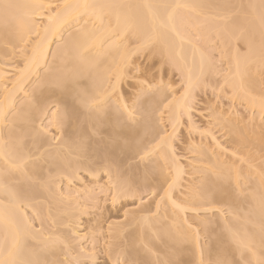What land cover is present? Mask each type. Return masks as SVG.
Masks as SVG:
<instances>
[{
  "label": "bare ground",
  "instance_id": "obj_1",
  "mask_svg": "<svg viewBox=\"0 0 264 264\" xmlns=\"http://www.w3.org/2000/svg\"><path fill=\"white\" fill-rule=\"evenodd\" d=\"M209 1L207 0L209 4L205 3V0L201 1V4L203 5L202 6L199 0H68L62 3L61 5H59L58 7L52 8L51 5L54 3L52 2V0H0V94H1L0 95V264H50V263L56 264V262H52V261L50 262L51 259L53 260L52 257H55L53 247H56V245L54 244L55 245L54 246L53 245L54 242L48 241V240L47 241L50 243L49 245H47L48 242L46 241V238H45L46 235L45 237H42L43 235L41 236V234L39 235L41 238H43L42 239L43 245L42 244H41L42 246L37 245L39 246L38 247L39 249L36 248L37 246L34 245L35 248L32 250L33 246L30 248L28 247L29 243L28 245H26V242H28L27 239L32 240V238L35 237L34 236L35 234L33 235L32 232L34 231L32 230L31 226H30L31 229H29L30 228L28 225L29 220L26 221V219L23 217L24 212H22L23 211L22 204L23 206L25 205L28 206V203H31V201H34L37 198V195L42 193L41 191H39L41 193L39 192L36 193V192H33V190L30 192L29 191L25 192V190L22 189L23 188L22 184L26 180H27L26 182L30 180V178L28 177H32L33 179H36L37 177L40 178L41 176L40 174L42 172V169L40 172L41 167L39 168V166H35L33 164V161L35 159L32 158L33 161L32 159H30V161H28L29 163L27 162V159L29 160V158L32 157L31 156L32 154H33V157H36L35 151H38L39 153L38 155H41L42 148L50 145L48 144L46 146L45 142L42 140L43 138H41L42 136H40V134L38 133L39 130L33 129L34 128L33 125L37 123L36 119L41 115L46 116V114L48 113V112L46 113V110H47L46 106H48L46 102L48 100L51 101L53 99L55 105H57L56 107L57 108L59 107L60 108L59 110H61L60 106H62L63 108L62 110L65 111V113H63L64 111L62 112L58 110L56 112H53L49 117L47 115V118L52 119V122L55 121V123L56 121H60L61 119L60 123L62 125H66L65 128L69 126L68 129H66V132L64 129H62L63 131L60 132L62 134L65 132L64 134H66V135H63L64 139H61V142L62 140L63 142L62 143L59 142V144L57 143L58 145H60L61 143L60 146L65 148L66 153H64V155L66 154L65 155L66 158L65 159L60 158V156H62L63 152L65 151L62 150L58 152V149L60 150V147H58V145H57L58 149H56L57 147H55V149L52 150L54 152L50 150H49L50 152H48L47 149L46 150L43 149V151L45 150V152L46 151L48 152V153H45V157L47 158L49 157L48 160L50 161L53 167L51 166V164L50 166L53 169L55 168L54 171L56 170V173L59 172V174H63L65 177H67V179L68 178L71 179V177L78 176L77 171L79 170V167H80L79 164L81 162H83L82 166L84 167V168L82 167L83 168L82 170L85 171V168H87L90 171L94 172V176L96 174L95 173L96 171H94V167H93L95 164H92L94 160L93 158L90 159L89 154L90 155L94 154V152H91V151H95V154H99V153L102 154V153L99 151H96L98 148L97 149L95 148V150L92 148L93 150L89 151L91 153L88 152L89 150V148H87L88 145L85 146L86 144L85 140L87 137H83V136H86V135L89 136L90 134L88 132L90 130L89 131L87 130L88 134L85 132L86 135H84V131L82 130V126L84 127V125H85L84 127L85 129L90 128L92 129L91 130L92 132H96L93 130H96L97 127L99 128L100 125L102 126V131L104 129L105 130L109 129L107 132L103 131V135H104V132L105 134L110 132L108 133L110 136L108 134L106 135L109 137V139L105 143L107 144L114 143V146H107L104 144L103 141L102 143L98 140L99 143H102L105 145L104 146L105 149H107L106 148L107 146L109 147L108 149L110 150L109 151L108 149L107 150L104 149V151H107V152H105V155L103 154L102 156L100 155L102 158L105 159L103 160L100 158L103 161L107 162L108 161L107 159H109V161H111L110 160L111 158L114 159L115 158L114 155L119 150L118 148L120 149L123 148L124 150L123 149L121 150L123 151V153L126 150L125 151L126 154L125 153L124 154L126 155L128 159L130 158L128 157L129 155L131 156L135 155L133 153H137L139 157L141 156V154L145 155V153L148 152V150L147 149L145 150V147L143 146H145L146 142L147 143L151 142V144L150 143L149 144L152 145L153 141L152 140L146 141L145 139L146 142L144 144L142 143V140H141L142 144L140 145L139 138L141 137L142 139L144 138L143 136L145 132L143 133V130L146 129L148 126H150L151 121L156 122L155 118L153 117L155 116L154 115L155 111H157L158 109L155 110L154 106H156L157 108V105H160L159 104L160 97L163 96L164 94L161 92L162 95L161 94L158 95L160 92L156 91L155 92L156 95L152 94L151 96V97L154 96L153 98L149 96L148 98H145L146 101L145 100L141 101L142 99L139 100L141 101L140 103L143 102L142 104L143 108H141V104L133 105V108L138 106L137 109L139 110L137 111L136 109V113L138 112L139 116L141 117L140 119L143 118L142 120L139 119L140 121L136 120L138 123L137 122L134 123L135 125L130 123L132 122V119H133L131 118L132 116H130L132 115L131 114L132 106L129 108L126 105L127 108L129 109L124 108L126 100L124 101L122 96H118L117 98L118 102L114 101L116 103L120 102L119 105L121 106V109H120V106L118 105L115 106L116 103L114 102H112L113 108L111 104H107L108 103L107 101L106 103L104 102V100L108 99L107 98V96L109 95L108 93L113 92L114 88L117 86L120 76H122L121 74L125 73V71H123V68L128 63V60L131 54L130 51L132 52V50L129 51V47H127L128 43L122 42V37L125 38L126 36H128L129 38L131 36L135 38L136 36V40H138V37H139L141 44L143 43L148 44L149 42H151L152 44H155L154 46L157 45L158 46L157 50L158 51L161 50L160 51L161 54L163 51L162 55H166V57L164 56L165 59L168 57V60L166 61L169 62L170 60V63L172 64L174 62L173 66L177 65L178 70L180 68L182 69V71L181 69L180 71L183 72L182 75H183V79L185 80L184 82L186 85L185 92L186 94H188L187 92H189L188 90L190 89V87H193L195 80H198L196 76L194 77V75L197 72H199V74L198 73L196 74L198 77L200 75V72L201 73L203 71L206 72L205 69L208 68V66L207 64L205 65V63L203 64V61L205 59L203 60L204 56H201L203 53L200 54L201 52L198 51L200 50V48H198L197 46L196 48H194L195 45L193 46V44H192V47L190 48L189 47L190 45H187V43L189 42L185 43V45L181 43V41H183L181 39L186 38V35L183 33L185 35L184 37L183 34L179 33L181 32L179 30L181 28L178 29V25H180L181 27V25L184 24L187 18L183 21H180V22H183L180 24L179 20L183 19L181 18L180 15L184 13L183 11L191 10V13L193 11V14H195L196 16H197V12L199 13L198 18H200V15L204 17L205 15L201 14L200 12L201 6L202 8L204 6L206 7L205 4H207V7L210 6L211 2ZM217 1L219 3V0ZM221 1H222L221 6L223 7L224 0H221ZM202 2H204L205 4ZM212 3L214 4L213 1ZM250 4H253L252 7L254 6V4H257V6H259L258 0H251L250 2H248L249 6L247 5L248 8L253 9L254 11L258 9L255 5L256 7L255 8L256 10H255L254 7L252 8ZM213 6L214 5H212V7ZM209 8L210 7H208V9ZM197 9L200 11H198ZM253 10L250 11V14L254 12ZM195 11L197 12L194 13ZM189 13L190 12H188V14ZM260 13L262 14L263 12H260ZM178 15L180 16V18L177 21L179 23H177L176 25V19L178 18ZM253 15H255L254 18L257 16L256 18L258 19L259 15L254 12V14H252L250 18L253 21L250 20V22H248L249 18L247 19V21L245 19H242L243 21L240 19V22L238 21L240 25L238 24L236 25L237 22L236 23L233 22L234 25H232L231 23L232 29L229 26L230 24L228 25L231 31L230 32L231 34H229V30L228 32L226 31L228 33L226 39L229 38L230 35L233 37V35H235L236 33L235 31L239 29L241 30L242 28V30H244V27L247 25V27H245L246 34L245 35L244 33L240 34V35H243L240 38L244 39L242 40V42L243 41L245 42L246 45L245 44L244 45L247 48L246 50L248 51V52H245L244 54L246 53L248 54H246V56L242 54L241 56L239 55V57L238 56L235 57L236 54L232 55L234 58L231 57L232 59L231 63L233 62V65L232 64L231 65H232V68L234 67V69H231V71L233 70V72L232 74H229V75H232V77L228 75L230 80L228 78L227 80L225 78V80H226V84H228L231 88L229 86L228 87L230 89H233V92L237 93V90H239L238 94L239 93L241 94V96L239 97L251 98L252 100L250 101H249V98L248 100L245 98L246 102L249 101L251 103V107L255 108L258 111L260 110L259 112L264 113V99H262L264 98L262 97L264 95L261 92H259V90H257L258 87L257 88L253 87L255 85V82H257L256 80L257 75L255 74L257 72L255 71L257 69L256 66L263 64V57L261 59L260 51L264 50V26H263L264 24L263 25L262 23L260 24V21H258L256 18H255L256 20L253 19ZM263 15L264 14H262V19H263ZM35 18L44 19L43 20L44 24H42L43 26L41 25L42 27L35 24L34 22ZM262 19L260 18V20L264 22V20ZM192 21H187V23L189 22V24L186 23V25H183V26L187 27L188 25L189 28L190 26L191 28H195V27H192V25H195L197 21L196 23H193L194 21L193 22ZM203 21H205L204 23H206V20H203ZM199 22L201 23L202 21H199ZM207 22H209L208 18H207ZM243 22L244 23L247 22V24H244ZM249 23L251 24L249 25ZM233 26H236V29L233 28ZM72 28L76 30L73 31ZM36 33L38 34L37 38L34 42L31 43L29 51L27 53L24 51L22 52L23 56L25 57L22 67L20 69H16L12 77L10 78L6 77L7 71L4 69V67H7L8 65L6 64L7 63L6 61H3V59H5L4 55H6L8 51L5 50L4 47L7 46V48L9 47V48L14 49V47H16L17 44H20V43L22 44V42H25L26 40H28L29 39L28 37L30 36V34H36ZM120 37H121V40L119 39ZM128 38L126 37V39ZM187 39L188 38L184 40H187ZM117 40H120L123 44L119 43V41ZM56 42H58L59 45L53 48L54 52H52V55H50L53 59L51 58V60H49V62L47 63L49 51L52 45L55 44ZM186 47L188 50H186ZM263 53H262V56H264ZM250 64H253V66ZM42 68H44L45 71H43V73H40V70ZM111 75L114 78V81L112 80L113 83H109L111 82L110 81ZM32 77H36L35 87L32 86V88L29 87L27 90H25V86L30 83V80ZM7 81H9L8 86L6 85ZM108 84H111V85L109 86ZM252 88L253 89L256 88V89L253 90ZM252 90L253 91L257 90L258 91L257 96L261 95L260 98L255 96L256 92H253ZM252 92L255 95L252 94ZM19 93H22L25 101L23 102L20 101L19 103H16V97L19 95ZM190 93H189V96H190ZM249 93L253 95L254 99L256 97V100H254L253 97H251L252 95ZM243 94L246 96H244ZM165 98H161L160 100L161 104L162 102H164ZM166 99H165L166 102L170 100L168 101L169 104L168 102L167 104L166 102H164L162 104L163 107L164 106L167 108L170 107L172 110L170 108L169 110L172 114L173 113L177 114L178 113L176 112L177 110H179L180 108H184L183 110L185 111V114L187 117V113L189 110L187 109V105H186L187 103L181 102V98H180V101L179 99L172 101L171 99H169V97L167 100ZM144 101H145V104H144ZM249 102L248 104L250 106ZM104 105L106 107H104ZM117 106L119 107V111H118ZM88 109L91 110V112L89 115L90 117L89 125H87L88 128H86V124H88L87 121L83 123V125L78 123L77 121L78 117L76 113L79 112L78 116H80L81 115L80 110L85 111L84 117L86 118L85 120H87L88 115L86 116L85 114H87L86 110ZM122 109L123 111L124 110L126 111L122 112ZM173 110H175V112ZM183 110L180 109V111H183ZM119 112H122V115ZM118 113L122 117H120ZM151 114L154 116H152ZM74 115L76 117H74ZM63 116L65 117L63 118V121H62ZM75 119L78 123L76 124L77 126L75 125L76 122H74ZM127 119L128 120L131 119V120L128 121ZM120 120L121 121L126 120L127 122L124 123V121L121 122ZM60 123H58V125ZM66 123L67 124L69 123V125H67ZM174 124L172 123V128ZM79 127L81 128L80 130H75V129H79ZM106 127H108V129ZM75 131L77 132L81 131V133L76 132L77 133L76 134ZM230 132L236 133L237 131L230 130ZM162 133L161 134L158 133V135L160 136L159 138H157L155 134V138H157L158 140L160 139V140L158 141L154 138L155 142L153 144H155L156 141H158V143L159 142L162 143L161 145L164 146V148L162 147L163 148L162 155L165 156V159L163 157V160L167 159L166 161H168L169 159L172 162V166H173L172 167L173 168L172 178L170 179L171 182L168 184L167 182H165V179L162 182V185L167 183L162 193V196H164L168 202V204L167 202H165L166 205L168 206L170 203V205L172 206L175 205L177 207L178 213L177 211L176 213L179 214L180 212L179 215H181V217H179L178 215L179 219L183 218L184 216L183 214L186 210L193 212V213H197L199 211L211 212V211H214V209L218 207L219 205L227 206V208L230 210L231 217H229L228 219L223 218V220H222V217L220 219L218 217L220 222L218 223L215 222L219 225V227L221 226L220 227L221 231L225 230L224 234H222L223 232L220 233V235L222 236H217V237L215 236V238L213 237L212 239V235H213L212 231L211 232L209 231L210 234H212L211 236L207 234L209 233L208 230H210L208 225L212 223L208 222L209 220L201 221L202 222L201 226L203 225L202 227H204L203 231L209 228L207 232L206 231L205 232L207 235L211 237L209 238L212 239L210 243L208 242V244L210 245L208 244L206 245L209 248L206 246L204 247V249L201 248V250L204 251L203 252L204 256L206 255L207 256L206 258L208 259L213 258L216 264H235L238 261L236 260V262L234 263V260H232L234 255H236V257L240 256L241 261L244 260V262L247 264H264V177H263L264 173H261V171L264 169L262 168V170L260 171V169L257 168V170H259L260 173H256L257 176L254 175L256 177H253V179L257 177L258 179L256 180L254 179L253 181H252L251 176H253V173H255V171L253 172L252 171L249 172V170L247 171V175L249 177L244 178V181L245 179L246 181L248 180L250 185H247L249 183H247L246 181H245L246 183L243 181L245 185L243 183H241V185H244V186L247 185V188L245 187L243 189H245V191L249 190L250 192L247 191V194L245 193L241 195V193H243L244 190H242L241 186L240 187L237 186V180H236V177L234 176L235 175L234 171L232 172L233 175H231L232 173L230 174L229 173L230 171L228 172L229 169L221 168L222 166L221 167L219 166L220 162L216 158H215L216 160L212 159V157L210 158L211 160L208 158L205 160L201 158L202 160H204V163L206 164L208 163L207 165L209 166V168L205 167V169L207 168L206 172L208 173L206 174L205 170L203 169L204 170L203 175L204 174L206 175L202 176L203 178L200 177L201 180L200 179L199 180L201 182L198 185L199 188L197 187L198 189L196 191L197 193L196 194L194 193L195 195L194 194L191 195L192 200L190 199L191 201L189 200L190 202L189 203L187 202L188 204L186 203L182 205L179 202L178 203L175 202V199L172 198L170 194L172 193L171 192L172 188H174L175 185L178 184L179 180L182 179L181 175H184L183 170L185 169V166L184 168H182L180 163L178 164V161L176 159L177 157L174 156L175 152H173L174 147L171 142V139H169L168 136H166L165 134L162 135ZM239 135L237 136V138L236 136H234L238 140L237 141L236 139H234L236 140L235 141L236 144L238 142L240 143V141L242 143V141L246 138L243 136V139H238V137L240 138ZM25 136L31 139L30 143H32L35 149L31 146V144L29 146L32 147L33 149L30 147H27L26 144L23 145L24 143L22 139H24ZM82 137L85 139H82ZM116 138L117 139L119 138V141L121 140L123 145L119 141H117ZM79 139L82 140L84 144L82 141H79ZM111 139H114V141H112ZM105 140H107V137L105 138ZM28 141H25V142H28ZM244 141L246 142H243L244 144L242 146H245L248 140H244ZM90 143L91 142L89 141V146H90ZM99 143H96L95 145H98ZM258 144L260 143L258 142ZM261 144L262 145L264 144V140ZM24 146L29 148L28 149L29 151L25 150L26 147L24 148ZM84 146L85 148H87V152L89 156V157H85V156L84 157L86 159L88 158V162H90V166H89V163L88 164L86 163L87 160L83 157V155H87V152L85 151V149H83ZM257 146L256 148L260 147L259 145ZM91 147H94V146L92 145ZM216 147H219L218 143ZM150 148H148L149 151H150ZM81 149L83 151H81ZM143 150H145V152ZM141 151L143 153H141ZM255 151L258 153L259 150L258 151L255 150ZM29 152L31 153V155H28ZM80 152L82 153V156L80 155L81 154ZM83 152L84 153L86 152V153L83 154ZM120 153L121 152H119V155ZM59 154L60 156H58ZM109 154L111 155V157ZM64 155L62 157H64ZM94 155H91V157H94ZM119 155L116 157L117 159L119 158ZM143 155L141 156V158L144 157ZM246 155L248 159L250 158L253 159L252 157L255 156V153L252 154L253 156L250 154L252 157H249L250 155L248 156V153ZM71 156H73L76 160L74 158L71 159L72 158ZM96 156L98 157L97 162L100 161L99 155H96ZM96 156H95V159H96ZM103 156H105L106 158ZM39 157L40 156L37 157L38 160H39ZM78 157L81 159L82 158L85 159L86 160L85 164H84V161L83 160L81 161V159H79ZM116 158H115V161H116ZM127 158H125L124 156V159H126L125 161H127ZM89 159L92 160V162L89 161ZM42 161L40 162L42 163ZM95 161L94 163H96ZM36 162H38L37 159H36ZM120 163H123V162H120ZM35 164L38 165V163H35ZM209 164L211 165V167ZM84 165H87V166H84ZM97 165H100V164L96 163V166ZM108 165H110V163ZM118 167L120 166L118 165ZM248 169H251L250 166ZM89 170L85 171L89 173L88 175H90ZM54 171L51 172L50 170L51 173H53ZM93 172H91V175L93 174ZM250 173L252 174L251 176L249 175ZM259 174H261L262 177H259L261 176ZM115 176L117 177V175ZM163 178H161V180H163ZM21 180H24V181L22 182ZM17 181H19V183L20 181L22 182L20 183V186ZM251 181L255 183L251 184ZM15 182H17L18 185ZM144 182H146V179H144ZM24 186L26 185L24 184ZM145 186L146 185H144V187ZM122 187H124L126 190L125 186H122ZM120 189L118 190L119 192L118 191L116 192L120 193ZM123 193L124 191L120 193V195L124 197ZM41 195L39 196L41 197ZM114 196L116 197V198L115 197L113 198L115 200L117 198H120L118 197L117 193L114 194ZM239 197H242V198L240 199ZM169 207L162 210V217H166V219L172 218L171 219L172 221L168 220L169 221L168 222L164 218L165 220L164 219L163 220L165 224L163 222L161 224V228H159L156 231L151 229V231L154 232V233L152 232V237L157 238L161 242V244L163 242V246H166V248L164 249L165 250L168 249V252L165 253L166 255L168 254V256L164 255L165 258L164 256H163L164 259L162 258V260L165 261V263L162 262L163 264H167V263L187 264L189 262V259L191 257L194 258V256L192 255L193 253L190 254L189 252L191 248H189L188 246L186 247L185 244L190 243L191 245L193 242L191 243L190 241L191 240L195 241L196 239H194L193 236L192 237L189 236L188 235L189 231H186L188 229L187 225H189V223L188 224L186 223L187 225H185V222L183 221L184 224L181 223L183 224L181 225L180 224L181 220L179 221L178 219L177 221V219H175L177 218V216L175 217L176 213L170 214L167 212ZM170 209L172 210L171 207ZM164 212L167 214H165ZM174 212H171V213H174ZM163 213H164V216H163ZM168 214H170L171 218H169L170 216L168 217ZM145 216H143L144 218L140 216L142 218V221L147 220ZM140 217H138V219ZM183 219L185 220V218ZM142 221H139V222L141 223ZM166 222L167 223L171 222V223L167 224ZM145 223H141L142 224L141 227H143V228L139 227L141 231L137 227V229L139 230L136 229L132 231L135 233H132V232L129 233V234H134V235H131V236L128 235L130 236L128 237V240H127L129 251L128 250H125V251H127L126 253L129 254V255L127 254L129 258L134 257L135 259L137 255L139 256L138 252L140 251L142 253L143 250L141 249L144 246H147L149 244V239L151 235L149 234L150 232H148L149 230L146 232L147 229L144 228V226L146 227L147 224ZM178 226H180L181 228ZM177 228H180V229H177ZM142 229H146V230L142 231ZM136 231H139L140 233L137 232L136 234ZM187 235L190 238H188ZM38 238L36 239L38 240ZM54 239L55 238H52V240ZM126 239H127V236H126ZM40 241H38V243ZM43 241L44 242L46 241L45 242L46 244ZM194 243L192 245H194ZM56 244H59V241L56 242ZM141 246L142 248H140ZM205 248H208V249L205 250ZM201 250L196 251V254H198ZM186 252H189V253H186ZM146 253H147V250H146ZM201 253L202 252H200L199 254ZM189 255H190V258H189ZM241 256L243 257L241 258ZM166 258H167V262L165 260ZM196 258L197 260H199L200 256L197 255ZM138 259L139 258H137V260ZM234 259L236 258L234 257ZM192 261L193 260H191L190 263ZM159 262L161 261H157V263ZM215 262L213 264H215Z\"/></svg>",
  "mask_w": 264,
  "mask_h": 264
},
{
  "label": "rangeland",
  "instance_id": "obj_2",
  "mask_svg": "<svg viewBox=\"0 0 264 264\" xmlns=\"http://www.w3.org/2000/svg\"><path fill=\"white\" fill-rule=\"evenodd\" d=\"M66 1H68V0H52V2H54V3L51 5V7L56 8ZM201 1H203V0H199L200 4H201ZM212 1L214 2V4L212 3ZM250 1L251 0H248V1L247 0H224V4L222 3L224 6L222 7L221 6V2H222L221 0H219L220 4L218 3L217 0H211V1H209L211 3H210V6H208L210 8L208 9L207 4H209V3L207 2V0H205V3H207V4H205L204 2H202V3H204L206 5L207 8L204 6L206 8V10L204 7L202 8V6H203L202 4H201L202 6L200 5L201 11L197 9L198 11L201 12V14L205 15L204 17L202 15H200V18H198L199 13L197 11H195L194 13L197 12V16H196L195 14H193V11L191 13V10L190 11L189 10L183 11L184 15L180 13L181 15L180 14L179 15L181 16V18H183L181 20H179L180 16L178 15V18L176 19V25H177V23L185 20L186 18H187V20L184 22L183 25H186L187 21H192V20L194 21V22L192 21L193 23H196V21L199 19L195 25H192V27H195V28H191V26L189 28L188 25H187V27L183 26V25H181V27H180V25H178V29L181 28V29H179L181 31L179 33H181V34L184 33L186 35V38L189 39V40L188 39L184 40L186 38L181 37V38H183V39H181V40H183V41H181V43L185 45V43L189 42V43H187V45H190L189 46L190 48L192 47V44H193V46L195 45L194 48H196V46L198 48H200V50H198V48H197V50L201 52L200 54L203 53L201 55V56H204L203 60L205 59L204 60L205 62L203 61V64L205 63V65L207 64V66H208V68L205 69L206 70V72H205V71H203L204 68L202 67L203 66V64H202L201 67L203 68L202 71L204 73L202 72L203 73L202 74L200 72V75L201 74L202 75L201 76L199 75L198 77L196 74L197 73L199 74V72H197L194 75V77L196 76V78L198 80H195V83L193 82L194 84L192 83L193 87L189 86L190 89L192 88L191 91L187 87L189 89L188 90L189 92H187L188 94H186V92H185V90H186L185 86L186 85L184 83L185 80L183 79V75H182L183 72H181L182 69L179 67L181 69V71H180V69L178 70L177 65L173 66L174 62L172 64V63H170V60H169V62L166 61V60H168V57L165 59L166 55H162L163 51L161 54V52H160L161 50H159V51L157 50L158 49L157 45L154 46L155 44H152L151 42H149L148 44L147 43L141 44L139 37H138V40L140 42L138 40H136V36H135V38L130 36L131 37V38L129 37L130 40H129L128 36H126L128 39H126V37L125 38L122 37V42H127L128 44L127 43H125V44H127V47H129V51L132 50V52L130 51L131 54H130V58L128 60V63L123 68V71H125V73L121 74L122 76H120V79H119L117 86L114 88L113 92L110 91L111 93H108L109 94L107 96L108 99L104 100V102L106 103V101H107L108 102L107 104L112 105L113 104L112 102L117 101L118 96H122L124 101L126 100L125 106L127 105L129 108L132 106L131 108H132V111L134 112L133 113L131 111L132 115H130V116H132L131 118H133L132 122H130L131 124L136 123L137 122L136 120L140 121L143 119V118L140 119L141 117L139 116L138 112L136 113V109L138 106L134 107L135 108L134 109L133 105L141 104V108H143L142 107L143 102L142 103H140V102L145 100V98H148L149 96L151 97L152 94L156 95L155 94L156 91L160 92L159 94L157 93L158 95H160V94L162 95V93L164 94L163 95L164 97L161 96L160 100H161V98L166 97L168 99V97H169V99H171L172 101L173 100L175 101L176 99H179V101H180V98H181V102L187 103L186 104L187 109H189L188 113H187V117H186L185 111L183 110L184 108H180L181 110L184 111V113H183V111H180V109H179L176 111L178 113L177 114L175 113L176 114L175 115L174 113L172 114L170 112V110H169L170 107L167 108L165 106L164 107L162 106V104L164 102H166L165 101L166 98L164 99V102H162V104L159 100V104L162 107L160 105L156 104L157 108H156V106H154V107H155V110L156 109H158V110L155 111V114H154L155 116L151 114L152 116H154L153 118H155L156 122L151 121L150 126H148L146 129L143 130V133L145 132L144 136H143L144 138L143 139H142V137L139 138L140 145L142 143L145 144V142L148 140L153 141L152 145H150L151 142H149L150 144L146 142L145 146H143V147H145V150L146 149L148 150V152H146L147 154L145 153V155H143V154H141V153H143L141 151V153H140L141 156L142 155L144 156L142 158H141V156L139 157L137 153H133L135 155L134 156L129 155L128 157H130V158L128 159L125 155L126 150L124 151V153H125L124 154L123 151H121L123 148L122 149L118 148L120 151L117 149L118 154L114 153L115 154L114 156L116 158L119 155V152H121L119 155V158L118 159L116 158V161H115V158L114 159L111 158L110 160L111 161L113 160L112 162L109 161V159H107L110 163V165H108L109 164L108 161L107 162L103 161L105 159L101 157L102 154L105 155V152H107V151H104L105 145L114 146V143H112V144L111 143L110 144L105 143L109 139V137L106 135L110 132L105 134V132H107L109 130L108 127H106L108 130H105V129L103 130V131H105L104 135H103L101 125L99 126V128L97 127L96 130H93L96 132L98 130L97 133L92 132L91 131L92 129H90V128L85 129L84 128L85 125H84V127L82 125H83V123H85L87 121L88 124H86V128H88L87 125H89V120H90L89 115H90L91 110H89V109L86 110L87 114H85V115L86 116L88 115L87 120H85L86 118L84 117L85 111L80 110V112H81L80 116H78L79 112L76 113L77 117H78L77 121H78V123L82 124L81 126H82V130L84 131V135H86L87 130L88 131L90 130L92 133V135H91L90 131L88 132L90 134L89 135L90 137L87 135L83 136V137H87V138L89 137L91 139L90 140L88 138L89 139L88 140L86 138L85 146L88 145V147H87V148H89L88 152L93 150V149L95 150V148L96 149L98 148L96 151H99L102 154H100L99 152H98L99 154H95V151H91V152H94L95 155L91 154V155H94V157H91V155L89 154L90 159L93 158V160L94 161L96 160L95 162L97 164L99 163L100 165L96 166V163H94V161H93L92 164H95L93 167H94V171H96L95 172L96 174L94 176L93 171H90L89 169L85 168V171H88V170L90 171V175H88L89 174L88 172H85L84 170H82L84 168L82 166L83 165L82 164L83 162H81L82 160L84 161V164H85V161L87 160L86 163L87 164L89 163V166H90V162H88V158L87 159L85 158V157H89V156H88L87 148H85V146H84L83 149H85V151L87 152V155H83V157L85 156L84 158L86 160L78 157L79 159H81V161H80L81 163L79 164L80 167H79V170L77 171L78 176L71 177V179L68 178L69 179L68 180L67 177H65L63 174H59L58 171H57L58 173H56V170L54 171L55 168L54 169L52 168L53 166L50 163V161L48 160L49 157L48 158L45 157V153H48V152L54 150L55 147H57V145L59 144V142H61V139H64L63 135H66L64 133L66 132V129H68V127H69V126H67L65 128L66 125H62L60 123L61 119H60V121H56V123H55V121L52 122V119L47 118V115L49 117L53 112L58 111L60 108L56 107L57 105H55L53 99L51 101L48 100L49 102L48 101L46 102V104L48 105V106H46V109H47L46 113L47 112L48 113L46 114V116H42V115L39 116L37 118L39 120V122L36 119L37 123L35 121L36 124L33 123L34 125L33 124L32 125L34 127L33 129L39 130L42 132L41 133L38 131L40 136H42L41 138H43L42 140L45 142L46 146L48 144H50V145L42 148V154L41 155H38L39 154L38 151H35L36 157H33V154L31 155V153H30L31 151H30L29 152L30 154L28 153V155H31L32 157H30L29 160L27 159V162L30 161V159H32V158L35 159L34 160L35 162L32 159L33 164L35 166H39V168L41 167L40 168V172L42 169V172L40 173L41 176H40V178L37 177L36 179H33L32 177H28V178H30V180L28 182H26L27 181L26 180L25 182L27 184L24 182L22 184L23 188L21 187L23 190H25V192L26 191L30 192L32 190H33V192H36V193H38L39 191L42 192V193L39 192L42 195L38 194L37 195L38 199L36 198L34 201H31V203H28V206L25 205L26 206L25 207L22 204V210H23L22 212H24L23 217L26 219V221L29 220L28 225H29V227L30 226L32 227V230L34 232H32L31 230L30 231L33 233V235L35 234L34 235L35 239L39 237L38 240L37 239L35 240L34 238H32V240L27 239L28 242H26V245H28V243H29L28 247L31 248L33 246V248H32V250H33L35 248V246H37V245L42 246L43 245L42 244L43 238H41L39 236L41 234V236L43 235L42 237H45V235H46V237H45L46 241L47 240L53 241L54 242L53 245L55 244L56 247L59 245L57 247L58 249L56 247H53L55 257H52L53 260L52 259L50 260V262L51 261L56 262V264H144V263L145 264H163V263H165V261H163L162 258L164 255L168 256V254L167 255L165 254L168 252V249L165 250L164 248H166V246H163V242L161 244V242L157 238L152 237L153 231H151V229L156 231L159 228H161V224L166 219V217H162V210H164L165 208L170 206L173 211L169 207L167 212L170 214H175L176 211L178 213V209L175 205L174 206L170 205V203L167 206L165 203V202H167V200L164 196H162V193L164 191L163 189L167 183L169 184L171 182L170 179L172 178V173H173L172 162L169 159H168V161H166L167 159L163 160V157L165 159V156L162 155V153H163L162 150H163L164 146L161 145L162 143H160V142L158 143V141L160 140V139L159 140L157 139L160 137L158 135V133L161 134L162 132H163L162 135L165 134L166 136H168L169 139H171V142H172L173 147H174L173 152H175L174 156L177 157L176 159L178 161V164L180 163L182 168H184V166H185V169L183 170L184 175H181L182 179H180L178 184H176L175 187L172 188V191H171L172 193L170 194L172 196V198L175 199V202H177V203L179 202L180 204L184 205L187 202L189 203L192 200L191 195H193L194 193L195 194L197 193L196 192L198 190L197 187L201 182L200 177H202L208 173V172H206V170H207V168H209V166L207 165L208 163L207 164L204 163V160L207 158L210 159L211 157L214 160L218 159L220 162L219 166L220 167L222 166L221 168H224V169H226V168L229 169L228 172L230 171L229 172L230 174L233 171L235 172L234 176L236 177V180H237V186H239V187L241 186L242 190H244L243 193H241V195H243L245 193L247 194V191H249V190L245 191V189H243L245 187L247 188V185H250L248 180L246 181V179H245V181L249 184L244 186L246 183L244 181V178L249 177L247 175V171L248 170H249V172L255 171V173H253V176H251L252 175L251 173L249 174L252 178V181H253L254 179L255 180L258 179V177L253 179V177L257 176L256 173H260L262 168L264 169V147H263L264 144L263 145L261 144L264 140V113L259 112L260 110L258 111L255 108L251 107V103L249 102L250 100H252L251 98L248 97L249 98L248 102L250 103V106H249L248 102H246V99L248 100V98L239 97V96H241L240 93L238 94L239 90H237V93H235V92H233V89H230L231 87L228 84H226L227 78L230 80L229 76L232 77V75H229V74H232V72H233V70L231 71V69H234V67L232 68L233 62L231 63V61H232L231 57H233L232 55L236 54L235 57H237V56L239 57V55L241 56L245 52H248L246 50L247 48L245 47V45H246L245 42L244 41L242 42V40H244V39L240 38L241 36H243L240 34H242V33H244V35L246 34L245 33L246 32L245 27H247V25L244 27V30H242V28H241V30L238 28L239 30L235 31L236 33H235V35H233V37L231 35L227 39H226V37L228 34L227 33L228 30H229V34H231L230 33L231 31L229 29V26L231 28V23H232V25H234L233 22L234 23L237 22L236 25L237 24L240 25V23H239L240 19L241 20L245 19L247 21L248 18H249L248 22H250V20L253 21L250 18L252 16V14H254V12L259 15L258 19L256 18L257 16L255 18L258 21H260V24L261 23H262V25L264 24V22L260 20V18L262 19V14H264V0H258L259 6H257V4H254V6H253L254 9L256 7L258 8L257 10L255 9L256 11L247 7L248 2H250ZM211 4L214 6L212 7ZM217 5H219V6H217ZM250 5L252 7L253 4H250ZM255 5H256V7H255ZM202 9H204V10H202ZM252 10L254 12L250 14V11H252ZM188 12H190V13L188 14ZM260 12H263V13L261 14ZM254 16L255 15H253V19H255ZM193 17H195V18H193ZM206 17L208 18V21L210 22V24H209V22H207ZM202 18H204V19H202ZM188 19H190V20H188ZM43 20L44 19H42V18H35L34 22L38 26H41L42 24H44ZM178 20H179V22H177ZM203 20H206V23H204L205 21H203ZM262 20H264V15H263ZM199 21H202L203 23L202 22L200 23ZM82 23H84V22H82ZM181 23H183V22H180V24ZM187 24H189V22ZM190 24H191V22H190ZM244 24H247V22H245ZM250 24L251 23H249V25ZM225 28H226V30H225ZM233 28L236 29V26H233ZM178 29H177V31H178ZM72 30L75 31L76 29L72 28ZM72 30H70V31H72ZM37 35H38L37 33L36 34H30V36L28 37L29 38L28 40H26L25 42H22V44L21 43L17 44V46L14 47V49L8 47L9 48V50H8L7 46L4 47V49L8 51L6 53V55H4L5 59H3V61H6L7 62L6 64L8 65L7 67H4V69L7 71L6 77H8V78L12 77L13 74L15 73V70L20 69L22 67L24 59H25L22 52L24 51L27 53L29 51L30 45L32 42H34L36 40ZM185 35H184V37H185ZM119 39L121 40V37ZM120 40H117V41H119V43L123 44ZM58 45H59L58 42H56L55 44L52 45V47L49 51V54H48L47 63L52 58L50 55H52V52H54L53 48H55V46H58ZM187 47H186V50H188ZM190 48H189V50H190ZM263 51H260L261 59L263 57V64L257 65V66L255 65L257 67V69L255 68L256 69L255 71H257L255 73L257 75V79H256L257 82H255V85L253 87H256V88L258 87L257 90H259V92H261L264 95V56H262ZM246 54H248V53H246ZM246 54H244V55L246 56ZM260 62H262V61H260ZM250 65L253 66V64H250ZM252 66H251V68H252ZM254 67H253V69H254ZM43 71H45L44 68H42L40 70V73H43ZM255 74H254V76H255ZM254 76H253V78H254ZM35 78L36 77L31 78L30 83L25 86V90H27L29 87L32 88V86L35 87V85H36ZM225 78H226V80H225ZM112 80L114 81V78L111 75V77H110L111 82H109V83H113ZM8 82L9 81H7V83H6L7 86L9 84ZM192 84H191V86H192ZM108 85L110 86L111 84H108ZM256 88H254V89H256ZM257 90L253 91V92H256L255 93L256 95L253 92H252V94L257 96V92H258ZM189 93H190V96H189ZM249 94H251V93H249ZM258 95H259V93H258ZM244 96H246V95H244ZM247 96H249V95H247ZM260 96H257V97L260 98ZM153 97H151V98H153ZM251 97H253V95ZM262 97H264V96H262ZM253 99H254V97H253ZM262 99H264V98H262ZM139 100H141V101H139ZM254 100H256V97ZM20 101H22V102L25 101L22 93H19V95L16 97V103H19ZM137 101H139V102H137ZM145 101H144V104H145ZM168 101H170V100H168ZM167 102H166V104H167ZM114 103H116V102H114ZM119 103H116L115 106L116 105L120 106ZM168 104H169V102H168ZM125 106H124V108H127V106L126 107ZM171 106H172V104H171ZM60 107H61V110H59V111L63 112L64 110H62L63 109L62 106H60ZM104 107H106V106L104 105ZM112 108H113V105H112ZM129 108H127V109H129ZM80 109H82V108H80ZM120 109H121V106H120ZM123 109H122V112L126 111V110L123 111ZM138 110L139 109H137V111ZM118 111H119V107H118ZM173 111L175 112V110H173ZM122 112H119V113H121V115H122ZM63 113H65V111ZM119 113H118V115L120 117H122ZM152 113H154V112H152ZM75 115H74V117H76ZM64 117L65 116L62 117V121H63ZM81 118H82V120H81ZM65 120H67V119H65ZM130 120H128V121H130ZM67 121H69V120H67ZM77 121L75 119V121H74V122H76L75 125L78 124ZM123 121H124V123L127 122L126 120H122L121 122H123ZM58 123H60V124L58 125ZM69 123L68 124L66 123V124L69 125ZM172 123L173 124L175 123L173 128H172ZM126 124H128V123H126ZM154 126H156V127H154ZM132 127H134V126H132ZM62 129L65 130V132L63 134L60 133L63 131ZM80 129L81 128L79 127V129H75V130H80ZM230 130L231 131L236 130L237 132L236 133L234 132L235 133L234 134L233 132H230ZM81 131L80 132L78 131V132L81 133ZM118 131H120V130H118ZM76 132L77 131H75V133ZM93 134H95V135H93ZM155 134H156L157 138H155ZM237 134L242 135V136L239 135L240 138L238 137V139H243V136L246 137L247 139L245 138L244 140H248L247 141L248 144L246 143L247 145L245 144V146H242L244 144L243 142H246L244 140L242 141V143L240 141L241 145L239 142L236 144L235 141L237 140L236 139L238 136ZM79 135H81V134H79ZM105 136L107 137V140H105V138H106ZM234 136H236V138ZM83 137H82V139H85ZM148 137H149V139H148ZM25 138L22 139V141L24 143L23 145L26 144L27 147H30L29 145L31 144V146L33 147L32 143H30L31 139L29 137H26V136H25ZM92 138H93V140H92ZM154 138L156 140H158V141H156L155 144H153L155 142ZM145 139H146V141H145ZM234 139H236V140H234ZM98 140L100 142L103 141L105 145L102 144L103 142L99 143ZM111 140L114 141V139H111ZM141 140H142V143H141ZM25 141H28V142H25ZM46 141H47V143H46ZM79 141H82V140L79 139ZM89 141L91 142L90 146H89ZM93 141H95V142H93ZM117 141H119V138L117 139ZM257 141L261 145L258 144ZM62 142H63V140H62ZM119 142L122 144L121 140ZM61 143H60V145H61ZM96 143H99L100 145L99 144H98L99 146L95 145ZM217 143H218L219 147H216ZM55 144H56V146H55ZM83 144H84V142H83ZM215 144H216V146H215ZM60 145H58V147H60V150L58 149V147L56 148V149H58V152H60L62 150L65 151V148L60 146ZM92 145L94 147H91ZM149 145L151 148L149 147ZM255 145L256 146L259 145L261 147V149H260V147L256 148ZM49 146H51V147H49ZM107 146H106V148L108 149L109 147H107ZM146 146H147V148H146ZM25 147L26 146H24V148ZM27 147L25 150L29 149ZM32 147H30V148H32ZM33 148L35 149V147H33ZM148 148H150V151ZM43 149H45V150L47 149L48 152L47 151L45 152V150L43 151ZM107 149H105V150H107ZM145 150H143V151L145 152ZM255 150H257V151L259 150L258 153ZM81 151H83V150L81 149ZM52 152H54V151H52ZM91 152H89V153H91ZM64 153H66V151L63 152V154L62 153H60V154H62V156H63ZM85 153L83 152V154H85ZM247 153H248V156L250 154L252 155L255 153V156L252 157L253 155L252 156L250 155L249 157H252L253 159H251V158L248 159L247 155H246ZM60 154L58 156H60ZM127 154H128V152H127ZM65 155H64V157L60 156V158L65 159L66 158ZM80 155L82 156V153ZM96 155H99V159L100 158L103 159V160L100 159L102 164L100 161L97 162L98 157ZM38 156H40L39 160L37 158ZM95 156H96V159H95ZM124 156H125V158H127V161H125L126 159H124ZM71 157H72L71 159L74 158L73 156H71ZM103 157H105V156H103ZM110 157H111V155H110ZM133 157H134V159H133ZM44 158H46V159H44ZM201 158H203L204 160H202ZM36 159L38 162H36ZM90 159H89V161L92 162V160H90ZM120 159L121 160L124 159V160L121 161ZM42 160H44V161H42ZM201 160H202V162H201ZM40 161H42V163ZM77 161H79V160H77ZM120 162H123V163H120ZM206 162H207V160H206ZM35 163H38V165H36ZM103 163H105V164H103ZM106 163H108V164H106ZM50 164L52 167L50 166ZM118 165L120 167H118ZM84 166H87V165H84ZM249 166L251 169H248ZM205 167H207V168L205 169ZM210 167H211V165H210ZM255 167H256V169H255ZM257 168L260 169V171L257 170ZM203 169L205 170V173H206L204 175H203V173H204ZM50 170H51V172L54 171L55 173L54 172L51 173ZM143 171H145V172H143ZM91 172H93L92 175H91ZM147 172L149 175L147 174ZM183 172H182V174H183ZM261 173H264V170H262ZM129 174H131V175H129ZM132 174H134V175L136 174V175L134 176ZM58 175H60V176H58ZM115 175H117V177ZM231 175H233V173ZM254 175H256V176H254ZM259 175H261V174H259ZM259 177H262V175ZM141 178H142L143 182H144V179H146V182H144L145 184L142 182ZM161 178H163V180H161ZM164 179H165V182H167V183L162 185V182L164 181ZM24 180H21V181L23 182ZM133 180H134V182H133ZM21 181H20V183H22ZM130 181H132V182H130ZM252 181H251V184L255 183ZM17 182L20 186L19 181H17ZM17 182H15V183L17 184ZM125 183H127V184H125ZM142 183H143V185H142ZM241 183H243L244 185H241ZM24 184L26 186H24ZM144 185H146L145 187H147V188H145ZM118 186H120V187H118ZM122 186H125L126 190ZM122 188H123V190H122ZM35 189H37V190H35ZM119 189H120V193H122L124 191V193H123L124 197L121 196L120 193H118ZM116 191H118V192H116ZM116 193L118 194V197H120V198H117L118 200L113 199L115 197L114 194H116ZM39 195H41V197ZM241 195H239V196H241ZM242 197H239V198L241 199ZM167 204H168V202H167ZM169 210L171 212H174V211L175 212L171 213ZM164 213H163V216H164ZM177 213L175 214V217L177 216V218H175V219H177V221H178V219H179L178 215L180 214V212H179V214H177ZM165 214H167V213H165ZM170 214H168V217L170 216ZM230 214H231L230 210L227 208V206H222V205H219L218 207H216L214 209V211H211V212L199 211L197 213H193V212H190L187 210L184 212L183 218H185V220L183 218H180L179 219V221L181 220L180 224L183 223V221L185 222V225H187L189 223V225H187L188 229L186 228L187 229L186 231H189V233L188 232H186V233H188V235L191 237L193 236V238L196 239L195 241H197V242H195L194 240L190 241L191 243L195 242L196 245H195V243H194V245H192L193 243L191 245H190V243L185 244L186 247L188 246L189 248H191V250L189 252H190V254L193 253L192 255L194 256V258L193 257L190 258V255H189L190 259H189V262L187 264H201V263L202 264H213L215 262L213 258H212L213 260L211 258H209L211 260L206 258L207 256L206 255L204 256V253H203L204 251H202L201 248L204 249V247L208 244V242L210 243L212 241L213 237L215 238V236L216 237L222 236V235H220V233H222V232H223L222 234H224L225 230L221 231V229H220L221 226L219 227V225L217 223L220 222L219 219L221 217H222V220H223V218L228 219L229 217H231ZM140 216H142V218H144L143 216H145L147 218V220H145L146 223L144 220L142 221V218ZM52 217H53V219H52ZM138 217H140L139 218L140 220L138 219ZM179 217H181V215H179ZM218 217H219V219H218ZM169 218H171V216ZM171 219H166V221L171 220ZM52 220H54V221H52ZM138 220L142 221L141 223H145L148 225V226L146 225V227H145L143 224L144 228H146L147 230L142 229V231L146 230V232H147L149 230L148 232H150L149 234L151 235V237L149 239V244L147 246L143 245L144 246L143 248H142V246L140 247V248H142L141 250H143V251H142V253L140 251L138 252L139 256L137 255V257L135 258L136 260L134 259V257L133 258L130 257L132 259L131 260L128 256L129 254L126 253L127 251H125V250L129 249L128 245H127L128 244V242H127L128 237H130L131 235H134V234H129V233L136 230L137 227L143 228V227H141L142 224ZM205 220L206 221L209 220L208 222L212 223V224H210L212 227L210 225H208L210 230H208L209 228L206 230L204 229L206 232H207V230H208V232L212 231L213 235L210 234V232L207 233L210 236L212 235V239H210L211 237L209 235H207L205 231H203V228H204V227H202L203 225L201 226V223H202L201 221H205ZM215 222H217V223H215ZM170 223H167V224H170ZM164 224H165V222H164ZM183 224H181V225H183ZM175 226H176V224H175ZM31 227L29 229H31ZM178 227H180V226H178ZM180 228H177V229H180ZM211 228H212V230H211ZM139 229H137V230H139ZM140 231H141V229H140ZM137 232H139V231H136V234H137ZM132 233H135V232H132ZM218 233H219V235H218ZM128 235H130V236H128ZM126 236H127V239H126ZM189 236H188V238H190ZM52 238H55L56 240L59 239L58 240L59 244H56V242H58V241H56L55 239L52 240ZM38 241H40L39 242L40 244L38 243ZM49 243L50 242H48L47 245H49ZM208 245H210V244H208ZM39 246H37L36 248H38ZM206 247H208V246H206ZM55 248L58 250V252ZM208 248H205V250ZM55 250L57 253L55 252ZM146 250H147V253H146ZM198 250H201L200 252H202V253L199 254L200 252L199 253L197 252L198 254H196V251H198ZM189 252H186V253H189ZM202 254H203V256H202ZM56 255H57V257H56ZM197 255L200 256L199 260H197V258H196ZM242 255H244V254H242ZM165 256H164V258H165ZM234 257L236 259H234ZM234 257L232 259V260H234V263L236 262V260L238 262H240V263L236 262L235 264H247L244 262V260L241 261L240 256L236 257V255H234ZM242 257L243 256H241V258ZM137 258H139V259L137 260ZM143 259H145L146 261ZM165 260L167 262V258ZM191 260H193V261L190 263ZM157 261H161V262L157 263ZM52 264H54V263H52ZM167 264H169V263H167ZM215 264H216V262H215Z\"/></svg>",
  "mask_w": 264,
  "mask_h": 264
}]
</instances>
